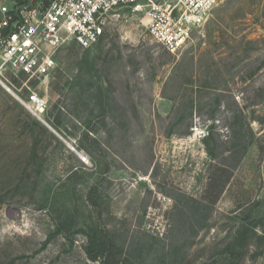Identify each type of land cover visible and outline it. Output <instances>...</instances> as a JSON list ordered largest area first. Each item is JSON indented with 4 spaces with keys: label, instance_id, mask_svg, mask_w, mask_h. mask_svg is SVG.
<instances>
[{
    "label": "rangeland",
    "instance_id": "obj_1",
    "mask_svg": "<svg viewBox=\"0 0 264 264\" xmlns=\"http://www.w3.org/2000/svg\"><path fill=\"white\" fill-rule=\"evenodd\" d=\"M143 17L119 9L92 47L63 45L47 80L7 71L46 109L0 85V264H99L91 227L121 264H264L260 228L234 242L264 225V0H219L176 52ZM81 70L102 97L65 93Z\"/></svg>",
    "mask_w": 264,
    "mask_h": 264
},
{
    "label": "built area",
    "instance_id": "obj_2",
    "mask_svg": "<svg viewBox=\"0 0 264 264\" xmlns=\"http://www.w3.org/2000/svg\"><path fill=\"white\" fill-rule=\"evenodd\" d=\"M219 0H0V85L42 119L46 101L30 91L21 99L9 87L7 71L47 80L57 50L69 42L82 48L97 43L119 9L144 14L154 40L169 52L182 49L202 27Z\"/></svg>",
    "mask_w": 264,
    "mask_h": 264
},
{
    "label": "trees",
    "instance_id": "obj_3",
    "mask_svg": "<svg viewBox=\"0 0 264 264\" xmlns=\"http://www.w3.org/2000/svg\"><path fill=\"white\" fill-rule=\"evenodd\" d=\"M29 0H15L18 6L28 3ZM81 47V46H80ZM89 56L85 54L82 58L83 63L86 65L90 64ZM24 76V75H23ZM73 81L66 79L67 82V92L71 95L80 93L82 95L95 94L97 97L103 96V91L101 85L94 80V75L90 72L81 70L77 75L73 76ZM13 81H17L14 79ZM62 93L59 91V94ZM70 95V94H69ZM101 99V98H100ZM35 156V151L31 150V157ZM32 160V164H33ZM35 165V164H34ZM97 200L90 198L89 202L93 205H97ZM261 217L254 218L247 224H243L241 228L237 231L234 242L237 246L241 247L244 245L246 239L255 231L256 228H260L264 231V225L260 224ZM86 253L91 260H98L99 264H121L119 259V249L116 241L107 233L106 230L98 227H91L89 233L87 234V245Z\"/></svg>",
    "mask_w": 264,
    "mask_h": 264
},
{
    "label": "water",
    "instance_id": "obj_4",
    "mask_svg": "<svg viewBox=\"0 0 264 264\" xmlns=\"http://www.w3.org/2000/svg\"><path fill=\"white\" fill-rule=\"evenodd\" d=\"M8 209H10V210H14V211H17V208L16 207H14V206H10V207H8Z\"/></svg>",
    "mask_w": 264,
    "mask_h": 264
}]
</instances>
